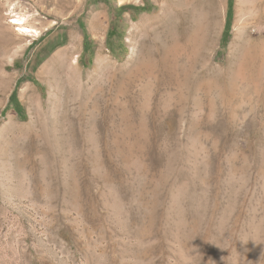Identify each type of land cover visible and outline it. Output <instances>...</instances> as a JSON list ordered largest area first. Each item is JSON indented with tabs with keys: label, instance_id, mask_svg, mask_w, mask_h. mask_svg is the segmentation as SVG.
Masks as SVG:
<instances>
[{
	"label": "rangeland",
	"instance_id": "1",
	"mask_svg": "<svg viewBox=\"0 0 264 264\" xmlns=\"http://www.w3.org/2000/svg\"><path fill=\"white\" fill-rule=\"evenodd\" d=\"M58 1L0 0V264H264V0H176L134 36L164 0Z\"/></svg>",
	"mask_w": 264,
	"mask_h": 264
},
{
	"label": "bare ground",
	"instance_id": "2",
	"mask_svg": "<svg viewBox=\"0 0 264 264\" xmlns=\"http://www.w3.org/2000/svg\"><path fill=\"white\" fill-rule=\"evenodd\" d=\"M126 0H120V2H124ZM59 2V3H58ZM57 3L61 5V7H64L66 11H69L70 8L75 11H80V9L82 8L83 5H85L84 3L86 2L85 0H59ZM176 3V0H164L162 3V13L161 14H151L149 16H145L142 17L139 24L136 25L135 30L132 32V36H134V34H138L139 33H154L156 32L157 28H159L160 26L165 25L168 21H170L172 19V9L174 8ZM59 6V5H58ZM63 8V10H64ZM69 8V10H68ZM62 10V9H61ZM62 10V11H63ZM83 10V9H82ZM61 11V12H62ZM65 11V12H66ZM72 18V17H70ZM104 21V15L102 12L96 13L92 20H91V25H90V30L92 31V33H100L102 31V23ZM15 25H17L23 32H26V19L25 18H19L17 19V22L14 23ZM248 22L245 18H240L237 21V31H236V38L234 40V45L238 48H240L241 50H244L245 45L249 46V49L247 51L248 54H251L253 51V46H254V36L250 33L249 29H248ZM36 32V31H35ZM262 38H264V33L260 35ZM5 37V36H4ZM4 39V38H3ZM99 39V38H98ZM100 40V39H99ZM134 38H132L131 40H129V42H133ZM257 41V40H256ZM145 41H143L140 44L139 47V54L141 55L142 53L144 54L145 50H146V45L144 43ZM259 43V42H258ZM257 44V43H256ZM264 44V43H263ZM256 46V45H255ZM78 47H79V39L76 37H74V39L72 40V43L70 44V46L65 49V51L60 52L56 55V57L54 59H59L62 58V56H66V57H71L73 56L75 53L78 52ZM257 47V46H256ZM137 50V51H138ZM135 52V51H134ZM138 55L135 58V62L138 65L136 67V70H132V71H128L126 73V77L125 79H128L129 82H131L132 84L134 83V80L136 79V81L138 82V80L142 81V92L143 95L145 96L144 99L146 100V102H148L147 100L149 99L148 93L150 92L151 88H152V84L151 81L149 79H147V76L150 74H148L147 76L144 74H142V66L144 67L147 66L146 64L148 63V59L144 56H140ZM247 54H245L246 56ZM252 55V54H251ZM248 57V56H247ZM246 57V59H247ZM65 59V58H64ZM71 59V58H70ZM245 60V59H244ZM253 60V59H252ZM246 61V60H245ZM248 61V60H247ZM74 64H75V68H78V64H79V57L76 56V58H74ZM134 62V64H135ZM151 66L152 62L149 61ZM246 63V62H245ZM113 64L111 63V60L108 57H103L102 54L101 56L97 59V63H96V67L97 68H101L102 66H104L103 69V73H107V70L109 68V66ZM118 64V63H117ZM114 66V65H113ZM119 68L121 69L122 65H119ZM114 69V68H113ZM135 69V68H134ZM78 70V69H77ZM76 70V71H77ZM110 71V70H109ZM102 73V72H101ZM102 73V74H103ZM111 73V72H110ZM120 74V73H119ZM144 75V76H143ZM102 76V75H101ZM108 76V75H107ZM110 76V74H109ZM151 76V74H150ZM149 76V77H150ZM104 77V76H103ZM144 77L145 79L143 80ZM111 78V76H110ZM116 78V77H115ZM157 78V77H156ZM103 79V78H102ZM107 79V78H106ZM104 80V79H103ZM131 85V84H130ZM144 92H146V94H144Z\"/></svg>",
	"mask_w": 264,
	"mask_h": 264
},
{
	"label": "trees",
	"instance_id": "3",
	"mask_svg": "<svg viewBox=\"0 0 264 264\" xmlns=\"http://www.w3.org/2000/svg\"><path fill=\"white\" fill-rule=\"evenodd\" d=\"M11 100H12L14 106H15L16 111H17L18 113H21V108H20V105L18 104V101H17V98H16V93H14V94L12 95Z\"/></svg>",
	"mask_w": 264,
	"mask_h": 264
}]
</instances>
